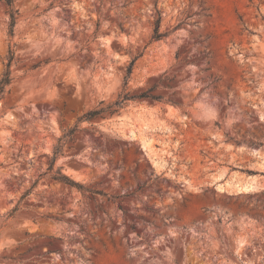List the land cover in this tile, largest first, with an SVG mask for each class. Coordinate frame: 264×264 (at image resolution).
<instances>
[{"label": "rangeland", "instance_id": "1", "mask_svg": "<svg viewBox=\"0 0 264 264\" xmlns=\"http://www.w3.org/2000/svg\"><path fill=\"white\" fill-rule=\"evenodd\" d=\"M13 5L10 36L0 0V78L14 51L0 264H264V0ZM143 92L160 99L77 122ZM59 166L83 189L53 180Z\"/></svg>", "mask_w": 264, "mask_h": 264}, {"label": "trees", "instance_id": "2", "mask_svg": "<svg viewBox=\"0 0 264 264\" xmlns=\"http://www.w3.org/2000/svg\"><path fill=\"white\" fill-rule=\"evenodd\" d=\"M2 2L4 3V5L7 8L8 34L10 36H12L13 31H14V27L16 24L18 10L14 7L13 0H2ZM159 24H160V19L158 18L156 20V25H155L153 35H152V38L154 40H159L168 34V32H161L159 30ZM13 60H14V51L12 49H9L8 55L6 58V63L4 64V71L2 72V75L0 78V98L5 93L6 86L9 85L11 82V69H10V67H11ZM133 63H134V59H131L130 62L128 63V65L125 67V74L123 76L124 84L127 83V80L130 77V74H131L132 69H133ZM134 97L147 98L151 101H158L160 99V97L148 95L146 92H143L137 96H130V95L125 93L123 95H120L119 98L116 101H114L112 104H108V105H105V106L100 107L98 109H92V110L87 111L86 113H84L82 116H80L78 118L77 122H80L82 120H91L97 116H101V114H104V113L112 114L115 112V110L112 109L113 106L122 107L128 100H131ZM77 127H78V124H75L73 127L69 128L66 132H64L62 134V136L59 137L58 143L54 147L53 156L49 162L48 170L53 169L56 157L61 152L62 145L65 142L72 140V134L77 129ZM52 179L55 181L61 182L62 184L67 185L69 187H74V188H77L79 190L83 189V185L81 183L73 180L69 175L62 173L61 166L57 167V169L53 172ZM15 210H16V208H13L11 210V212L15 211Z\"/></svg>", "mask_w": 264, "mask_h": 264}, {"label": "bare ground", "instance_id": "3", "mask_svg": "<svg viewBox=\"0 0 264 264\" xmlns=\"http://www.w3.org/2000/svg\"><path fill=\"white\" fill-rule=\"evenodd\" d=\"M125 125V124H124ZM124 127V126H123ZM128 132L130 133V134H133L135 131H134V129H132V128H128ZM142 140H143V144H144V146H146V147H148L149 149H150V142H149V140H147V138H142ZM155 162H157V161H155ZM237 186H238V191L240 192V191H247V190H249V189H251L252 188V185L250 184V183H248V182H246V183H242V184H238L237 183Z\"/></svg>", "mask_w": 264, "mask_h": 264}]
</instances>
